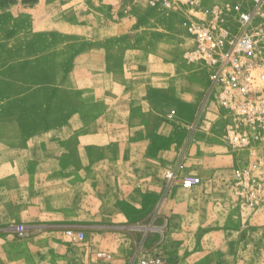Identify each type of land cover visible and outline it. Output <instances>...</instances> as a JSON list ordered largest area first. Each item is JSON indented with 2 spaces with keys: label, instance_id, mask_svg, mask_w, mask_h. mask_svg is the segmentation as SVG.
Listing matches in <instances>:
<instances>
[{
  "label": "rangeland",
  "instance_id": "obj_1",
  "mask_svg": "<svg viewBox=\"0 0 264 264\" xmlns=\"http://www.w3.org/2000/svg\"><path fill=\"white\" fill-rule=\"evenodd\" d=\"M199 1L223 6L234 0ZM187 13L184 5L166 7L151 0H0V144L4 147L17 148L24 138H31L26 141L29 150L38 156L40 142L35 138L40 133L55 134L60 127L56 123L73 113L88 117L102 111L100 104L94 108L87 104L91 97L77 88L72 72H86L87 66L75 56L86 50L89 37L105 36L100 28L113 23H122L124 33L112 29L106 53L117 58L126 54L121 66L139 71L153 66L160 73L173 70L192 77L195 83L186 90L188 96L179 98L194 105L190 117L184 102L170 113L190 119L182 125L187 135L197 126L193 139L189 134L181 143L192 152L176 162L175 170L167 169L175 177L168 180L164 173V183L170 181L180 191L172 188L168 194L163 183L158 197L147 200L143 213L136 215L138 219H125L127 204L114 205L102 198L110 190L99 189L95 195V190L58 183L60 174L51 172V165L39 172L35 157L26 165L23 159L16 160L20 173H8L2 166L0 264H140L155 255L163 264H264V205L246 209L234 192L233 169L248 152L234 150L222 139L227 118L205 91V68L185 57L190 45L184 25ZM88 23L96 28L88 31ZM103 38L96 50L101 57ZM115 62L107 61L106 67L118 70L120 61ZM103 67L102 60L98 68ZM15 120L20 123L10 124ZM52 138L55 135L46 147L48 162L56 157ZM217 147L223 159L218 166L206 158L207 150L212 156ZM6 160L0 157V164ZM207 167L213 173L204 177L200 170ZM185 176L199 181L184 188ZM161 201L165 206L159 208ZM128 207L141 208L132 203ZM68 229L82 230L83 238H71Z\"/></svg>",
  "mask_w": 264,
  "mask_h": 264
},
{
  "label": "crops",
  "instance_id": "obj_2",
  "mask_svg": "<svg viewBox=\"0 0 264 264\" xmlns=\"http://www.w3.org/2000/svg\"><path fill=\"white\" fill-rule=\"evenodd\" d=\"M115 27L123 31L121 34L124 33L122 23H113L100 28L105 36L89 37L91 41L86 50L75 56V60L87 66V70L72 72L77 88H83L84 93L91 97L87 104L93 108L96 107L94 104H100L102 111L88 117L73 113L56 123L60 127L55 134L50 133L49 136L48 130L40 133L35 138V141L40 142L38 156H33V150H29L30 144L26 141L32 140L31 138H24V143L17 148L0 144V157L7 158L6 162L0 164V172L5 170L2 166L6 165L8 173H20L16 160L23 159V164L26 165L31 163L30 158L35 157L34 164L39 172L48 171L46 165H51V172L60 174L58 183L69 182L77 190H95V195L96 190H110L102 198L110 200L114 205L127 204L123 214L126 220H132L138 219L136 215L143 213L147 200L158 197V190L163 187L165 170H175L176 162L179 159L182 161L192 152L189 151L191 147H185L181 143L186 141L189 134L190 139H193L197 126L187 135L182 125L190 119L174 118L170 112L175 110L173 112L176 113L175 108H179L184 102L190 109L187 112L190 117L194 105L179 98L183 97L182 94L188 96L186 90L195 82L190 75L178 74L173 70L160 73L153 66L143 71L128 69L123 63L121 66L126 54L117 58L106 53L108 48L105 45L109 43V34L113 33L111 31ZM79 28L84 29V26L80 25ZM95 28L92 23H88V31ZM100 37H104L102 57L96 53L97 46H101L97 43ZM152 56L159 59L157 54ZM125 59L127 60V55ZM102 60L103 69L98 68V63ZM107 61H117L115 65L120 61V68H107ZM204 71L206 73L205 69ZM205 78L208 84L207 74ZM12 123L20 122L15 120L10 122ZM53 135L55 138H52V144L57 147L56 157L50 156L52 159L48 162L46 147L49 137ZM60 148L63 153L59 152ZM219 149L217 147L212 156L210 154L213 152L207 150L206 153L209 163H216V166L223 164ZM207 169L208 167L200 170L204 177L212 172ZM164 185L167 186L168 194L172 188L176 191L181 189L167 180ZM82 193L80 195H84ZM117 197L122 200H117ZM90 203L92 202L89 200ZM131 203L141 208L130 209L128 205ZM158 206H165V201L158 203Z\"/></svg>",
  "mask_w": 264,
  "mask_h": 264
},
{
  "label": "built area",
  "instance_id": "obj_3",
  "mask_svg": "<svg viewBox=\"0 0 264 264\" xmlns=\"http://www.w3.org/2000/svg\"><path fill=\"white\" fill-rule=\"evenodd\" d=\"M166 7H188L184 25L189 40L185 57L206 70V93L227 118L222 139L234 150L248 152L234 171L235 194L246 209L264 205V0H234L205 6L199 0H151ZM165 177H175L167 170ZM198 177L181 179L184 188ZM81 240L82 230L68 229ZM140 264H163L158 255Z\"/></svg>",
  "mask_w": 264,
  "mask_h": 264
},
{
  "label": "bare ground",
  "instance_id": "obj_4",
  "mask_svg": "<svg viewBox=\"0 0 264 264\" xmlns=\"http://www.w3.org/2000/svg\"><path fill=\"white\" fill-rule=\"evenodd\" d=\"M167 178V177H166ZM168 180H171V179H173V178H171V179H169V178H167Z\"/></svg>",
  "mask_w": 264,
  "mask_h": 264
}]
</instances>
